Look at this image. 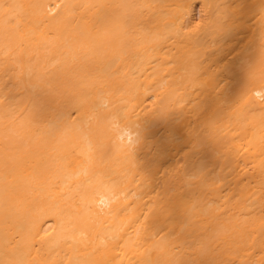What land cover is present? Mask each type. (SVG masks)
Returning a JSON list of instances; mask_svg holds the SVG:
<instances>
[{"label":"bare ground","instance_id":"bare-ground-1","mask_svg":"<svg viewBox=\"0 0 264 264\" xmlns=\"http://www.w3.org/2000/svg\"><path fill=\"white\" fill-rule=\"evenodd\" d=\"M0 264H264V0H0Z\"/></svg>","mask_w":264,"mask_h":264},{"label":"clouds","instance_id":"clouds-1","mask_svg":"<svg viewBox=\"0 0 264 264\" xmlns=\"http://www.w3.org/2000/svg\"><path fill=\"white\" fill-rule=\"evenodd\" d=\"M257 95L259 96V93H257Z\"/></svg>","mask_w":264,"mask_h":264}]
</instances>
